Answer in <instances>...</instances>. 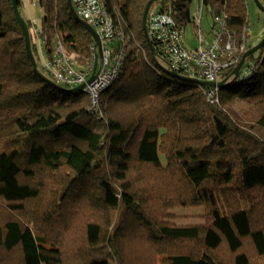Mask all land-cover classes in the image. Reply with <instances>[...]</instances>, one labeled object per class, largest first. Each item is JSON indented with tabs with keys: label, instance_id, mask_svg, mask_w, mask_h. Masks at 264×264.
Segmentation results:
<instances>
[{
	"label": "trees",
	"instance_id": "obj_1",
	"mask_svg": "<svg viewBox=\"0 0 264 264\" xmlns=\"http://www.w3.org/2000/svg\"><path fill=\"white\" fill-rule=\"evenodd\" d=\"M15 1L37 72L12 0H0V264H256L247 243L264 263V45L238 76L240 61L221 71L211 103L208 87L167 72L151 53L142 32L150 0H102L129 37L98 117L84 92L43 70ZM247 1L155 0L149 14L196 34L200 4L201 28L205 9L208 33L221 18L240 47ZM36 2L46 56L58 39L82 69L93 40L67 0ZM235 102L250 108L243 120L231 116ZM196 207L201 223L175 222L172 210Z\"/></svg>",
	"mask_w": 264,
	"mask_h": 264
},
{
	"label": "built area",
	"instance_id": "obj_2",
	"mask_svg": "<svg viewBox=\"0 0 264 264\" xmlns=\"http://www.w3.org/2000/svg\"><path fill=\"white\" fill-rule=\"evenodd\" d=\"M77 16L95 32L100 43L101 56L93 41L90 45V58L82 69L78 68L75 57L67 55L60 40L56 39L54 50L49 55L39 40L40 31L33 26L32 36L37 39L41 66L51 80L63 88H77L85 85L83 92L89 98V110L102 117L100 95L116 80L123 66L127 51V38L120 21L113 17L102 0H71ZM193 22L197 27L196 37L199 47L187 50L184 46L183 31L175 28L174 21L167 13H151L147 17V32L155 53L164 61L171 73L213 84L208 87L206 98L211 103L218 102L219 76L222 70L235 66L245 51V38L237 47L232 33L225 31L224 21L216 18L217 29L211 40L204 44L201 29V5L197 4ZM138 45L136 46V48ZM94 76L91 83L87 81Z\"/></svg>",
	"mask_w": 264,
	"mask_h": 264
},
{
	"label": "rangeland",
	"instance_id": "obj_3",
	"mask_svg": "<svg viewBox=\"0 0 264 264\" xmlns=\"http://www.w3.org/2000/svg\"><path fill=\"white\" fill-rule=\"evenodd\" d=\"M259 3L264 8V0H258ZM247 7H248V27L246 29L247 32V41L245 46L247 48H254L256 45H258L263 39H264V14L259 11L253 2V0L247 1ZM37 8V14L38 17L43 16V11ZM155 8V6L153 7ZM150 8V9H153ZM196 9L193 5L192 12L195 13ZM206 15V16H205ZM202 30L205 33L203 36L204 44L206 45L212 38L210 31V24H211V17L207 14L205 9H202ZM245 38V36H244ZM183 41L184 46L187 50H193L197 47H199V42L197 40L196 34L194 32V29L190 26L185 28L183 30ZM160 63L165 67V70L168 72L167 66L165 63ZM167 75V74H165ZM250 110L248 104L246 102H235L233 103L232 109H231V116L237 121L243 120L244 117H242L246 112ZM1 151V150H0ZM172 215L175 217L176 223H201L202 217L204 214V208L203 207H196V208H178L171 211ZM247 243V242H246ZM249 244H245L244 251L248 253V255L255 261L256 264H264L263 262L259 261L258 259H254L253 257V251L248 249ZM224 257L227 260V256L224 254Z\"/></svg>",
	"mask_w": 264,
	"mask_h": 264
},
{
	"label": "water",
	"instance_id": "obj_4",
	"mask_svg": "<svg viewBox=\"0 0 264 264\" xmlns=\"http://www.w3.org/2000/svg\"><path fill=\"white\" fill-rule=\"evenodd\" d=\"M155 0H150L148 2V4L146 5V8H145V11H144V14H143V20H142V32H143V35H144V38H145V41H146V44L147 46L149 47L151 53H155L154 52V48H153V45H152V42L150 40V37L148 35V32H147V26H146V22H147V17H148V14H149V11H150V8H151V5L153 4ZM13 2V8H14V15L20 25V27L22 28V31H23V35H24V39H25V45H26V52H27V55H28V58L30 60V63L32 65V68L35 72H37V65H36V61L33 57V54L31 52V46H30V37H29V31H28V28H27V25L26 23L20 18L19 14H18V11H17V7H16V1L15 0H12ZM253 2L255 3L257 9L259 11H261L263 14H264V8L262 7V5L259 3L258 0H253ZM67 5H68V8H69V12L71 14V16L73 17V19L78 22L80 25L83 26V28L86 30V32L91 36L92 40L96 43L97 47H98V55L101 56V48H100V43L98 42V38L95 34V32L92 30V28H90L85 22H83L78 16L77 14L75 13L74 11V8L71 4V0H67ZM264 45V39L258 44L256 45L254 48L248 50L241 58L239 64L234 68V77L238 76V73L240 71V69L242 68L244 62H245V59L247 58V56L249 54H253L255 52H257L260 48H262V46ZM174 75V74H172ZM176 76V75H175ZM94 76H92L88 81L87 83H91L92 80H93ZM176 78H180L181 77H178L176 76ZM187 81L189 82H194V83H197L201 86H204V87H212L213 84H208V83H205V82H200V81H197V80H193V79H186ZM221 83H218V86L220 87ZM84 84L75 88L74 91L76 92H80L82 91L83 92V89H84Z\"/></svg>",
	"mask_w": 264,
	"mask_h": 264
},
{
	"label": "crops",
	"instance_id": "obj_5",
	"mask_svg": "<svg viewBox=\"0 0 264 264\" xmlns=\"http://www.w3.org/2000/svg\"><path fill=\"white\" fill-rule=\"evenodd\" d=\"M22 3V13L28 21H30L33 26L36 27L39 22V17L37 14L36 0H21Z\"/></svg>",
	"mask_w": 264,
	"mask_h": 264
}]
</instances>
